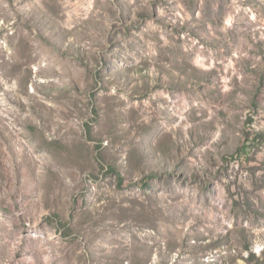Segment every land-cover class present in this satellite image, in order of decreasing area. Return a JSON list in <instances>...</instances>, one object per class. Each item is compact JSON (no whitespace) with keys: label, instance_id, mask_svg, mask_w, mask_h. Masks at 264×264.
I'll list each match as a JSON object with an SVG mask.
<instances>
[{"label":"rangeland","instance_id":"374dc122","mask_svg":"<svg viewBox=\"0 0 264 264\" xmlns=\"http://www.w3.org/2000/svg\"><path fill=\"white\" fill-rule=\"evenodd\" d=\"M264 264V0H0V264Z\"/></svg>","mask_w":264,"mask_h":264},{"label":"trees","instance_id":"16d2710c","mask_svg":"<svg viewBox=\"0 0 264 264\" xmlns=\"http://www.w3.org/2000/svg\"><path fill=\"white\" fill-rule=\"evenodd\" d=\"M254 261L259 262L260 260L256 258L255 254H251L246 262L250 264V263H253Z\"/></svg>","mask_w":264,"mask_h":264}]
</instances>
